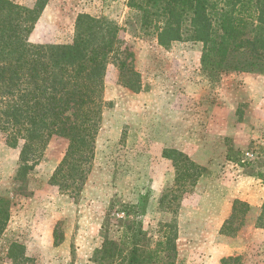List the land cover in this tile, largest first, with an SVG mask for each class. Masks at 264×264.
<instances>
[{"label":"rangeland","instance_id":"rangeland-1","mask_svg":"<svg viewBox=\"0 0 264 264\" xmlns=\"http://www.w3.org/2000/svg\"><path fill=\"white\" fill-rule=\"evenodd\" d=\"M12 1L28 7L37 2ZM127 3L49 0L48 12L35 26L31 43L68 45L79 14L117 22L121 40L135 54L143 88L134 93L122 87L117 68L109 66L94 167L79 195H63L49 185L64 157L65 141L50 142L25 190L18 191L22 145L11 148L0 138V196L12 203L0 236V264H13L8 251L14 242L31 251L33 260L22 264H94L95 252L106 240L119 242L128 223L139 220L134 207L147 195V212L139 221L153 248L165 226L175 227L174 264H221L222 258L237 256L245 264H264V223L259 219L264 204V74L231 73L209 81L201 71V45L164 48L153 38L138 37L135 27L126 24ZM165 150L184 153L207 169L180 201L172 200L175 169L163 156ZM164 195L168 198L161 206ZM235 200L251 210L236 235L223 236L220 230ZM55 230L68 236L64 250L52 243ZM52 251L55 263L48 260Z\"/></svg>","mask_w":264,"mask_h":264},{"label":"trees","instance_id":"trees-1","mask_svg":"<svg viewBox=\"0 0 264 264\" xmlns=\"http://www.w3.org/2000/svg\"><path fill=\"white\" fill-rule=\"evenodd\" d=\"M49 0L33 7L0 0V138L18 148V191L54 138L67 143L49 185L63 195H79L92 174L101 130L105 78L110 65L119 72V84L141 92L142 78L135 54L120 38L121 27L106 17L79 14L75 35L68 45L30 42ZM127 26L138 37L153 38L164 48L176 44L201 45V71L211 82L231 73L264 74V0H128ZM163 156L175 169L173 202L182 200L205 176L207 169L176 150ZM239 164H242L241 162ZM264 181V178H263ZM167 195L161 199L164 206ZM149 196L134 207L139 220L147 212ZM11 199L0 196V236L11 217ZM251 207L235 200L220 230L234 236L245 225ZM259 219L264 223V204ZM138 219L128 223L119 242L106 240L95 252L94 264H174L175 227L165 226L153 248ZM107 226V225H106ZM64 235L54 231V246ZM26 248L11 243L13 264L32 261ZM173 259V260H172ZM221 264H245L240 256L222 258Z\"/></svg>","mask_w":264,"mask_h":264},{"label":"crops","instance_id":"crops-1","mask_svg":"<svg viewBox=\"0 0 264 264\" xmlns=\"http://www.w3.org/2000/svg\"><path fill=\"white\" fill-rule=\"evenodd\" d=\"M51 2V1H50ZM49 6V5H48ZM47 10V12H48V8H46ZM47 12H45V14L47 13ZM67 241H68V236H64V240H63V243L61 244L62 245V248H63V250H64V244L65 243H67ZM52 243H54V231H53V233H52ZM26 248H27V254H26V256L28 257V258H32V256H31V251L29 250V248L27 247V245L25 246ZM29 251V252H28ZM54 255H55V257L57 256V254L56 253H54V251H52V253H51V256H52V259H51V257H49V259L48 260H52L54 263H55V257H54ZM40 259H42V258H40Z\"/></svg>","mask_w":264,"mask_h":264}]
</instances>
